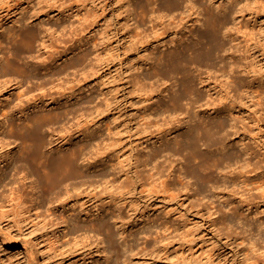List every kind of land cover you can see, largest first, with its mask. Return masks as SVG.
<instances>
[{
    "label": "rangeland",
    "instance_id": "obj_1",
    "mask_svg": "<svg viewBox=\"0 0 264 264\" xmlns=\"http://www.w3.org/2000/svg\"><path fill=\"white\" fill-rule=\"evenodd\" d=\"M261 1L263 4L256 0H179L178 6L171 7L168 0H0V215L7 214L5 222H0V264H264V0ZM212 14L229 16V27L224 30H230V34L219 42L232 66L224 68L220 61L216 65H192L200 97L194 110L206 120L222 116L233 123L238 121L241 132L233 131L224 149L214 145L211 150L227 156L238 151L252 162L237 175L233 169H239L238 165L226 167L220 190L208 187L192 189L187 194L186 190H162L154 178L137 183L133 177L137 171L148 175L156 171L151 168L155 163L165 159V164L172 160L177 169L185 166L183 154L165 153L148 165L144 163L156 149L167 142L174 143L189 126L188 116L183 113L184 127L169 137L165 134L162 140L149 139L152 135L148 129L163 123L170 114L167 110L174 109L171 93L180 87L175 78L169 77L167 67L160 70L157 58L205 33ZM162 19L178 34L167 32L158 41L157 22ZM81 39L89 41L80 46ZM86 49L90 52L86 68L72 66L61 75H53V70L72 64ZM234 50L240 58L239 68L236 55L231 54ZM43 53L46 56H41ZM43 62L54 65L48 70L35 68ZM242 66L248 70H242ZM68 75L74 83L90 81L91 89L69 101L62 98L52 102L61 94L55 87L47 94L52 98L49 102H40L36 107L31 104L26 111L17 105L20 96L26 104L29 98L40 96L37 86L43 81L58 82V77ZM226 104L233 107V114L213 112ZM13 105L15 111L5 117ZM64 109H70L65 120L44 128L47 150L59 154L70 146L89 142L87 154L91 158H81L82 167L87 173L104 169L110 173L101 180L97 177L81 182L78 190H132L127 207L132 224L125 234L133 250L126 261L118 258L116 249L109 251L110 262L99 257L98 249L109 243L105 234L91 230L86 233L84 229L74 232L70 223L60 227L62 208L56 210L54 206L61 201L44 198L41 187L33 190L30 186L38 175L31 172L18 179L30 170L18 174L17 168H7L15 158L7 155V144L11 143L16 156L24 144L22 134L13 131L14 125L28 122L38 112ZM81 111H86L85 115L77 116ZM174 111L178 114L179 108ZM63 124L70 125L72 133L88 125L93 132L87 137L75 133L69 147L64 148L59 146L64 141L59 137L65 130ZM151 124L154 126L149 127ZM98 147L107 153V159L100 157ZM245 147L250 148V153L244 151ZM5 156L9 157L5 160ZM104 159L109 163L104 165ZM92 161L97 164L89 168ZM174 174L172 177L178 179L179 171ZM191 182L194 188L198 186L194 178ZM20 184H24L20 190L13 189ZM72 204L66 206L67 219L76 218L82 223L95 219L86 215L79 218ZM141 221V225H134ZM22 232L38 240L30 261L26 260ZM88 233L92 235L89 238L85 237ZM98 237L105 238L100 246ZM161 240L175 243L162 250Z\"/></svg>",
    "mask_w": 264,
    "mask_h": 264
},
{
    "label": "bare ground",
    "instance_id": "obj_2",
    "mask_svg": "<svg viewBox=\"0 0 264 264\" xmlns=\"http://www.w3.org/2000/svg\"><path fill=\"white\" fill-rule=\"evenodd\" d=\"M257 1L262 3L261 0H256V2ZM168 2L171 7L179 5V0H168ZM195 6L196 5L193 3L192 8H195ZM159 13L158 16L160 15ZM191 15L192 14H189V16ZM16 23L18 22L16 21ZM206 24L209 29L205 33L199 34L197 39L169 49L157 58L160 70H162L164 67H167L169 71V77L175 78L176 81L179 82L178 84L180 87L174 89L171 93V102L175 106L174 109L169 108L167 110L170 112V114L169 117H165L163 123L159 122L157 125L155 124V129H148L150 135H152L149 137V139L158 137L157 140H162V138L164 139L165 134H167L169 137L174 131L184 127V117L181 116L183 113L188 116L187 123H189V126L188 129L185 130L183 134H181V136L179 135L180 137L178 136L176 138L175 136L176 139L174 143L168 144L169 142H167L164 147L156 149V153L153 154L152 158L149 157L145 159L144 163L145 165H148L151 163V161H156L160 156L165 155V153L167 155L183 154L182 158L185 160V166H180L179 169H177L176 166H174L175 164L172 160H170L168 164H165L164 162L167 161V159H165L163 162L155 163L151 168L155 167L156 171L150 172L148 175H142V173H139L140 171H137L133 175L135 182L137 183L142 184V181L154 178L153 180H157V186L162 190H186L187 194H190L192 189L207 190L208 187L217 188V190H220L221 188L218 187L224 179L222 174H226V167L232 166L233 164L238 165L239 169H233V173L237 175L240 174L243 169L249 166L252 162L251 159H247L246 157L243 158V156L239 154L238 151H235V154L233 155L227 156L218 155L213 153L211 150V147L214 145H217V148L224 149L227 144L226 140L233 133V131L235 134L241 132V126L238 124V121L233 123L229 119L222 116L218 119L210 118L206 120L199 115L197 110H194L196 104L200 100V97L197 96L198 89H196L194 85L192 65L194 63H198L199 65L206 63L216 65V63L220 61L223 63L221 66L224 68L232 66V64L225 59L222 52L225 47L221 46L219 42L220 38L225 34H230V30L226 32L229 27L228 14L224 17H220L217 14H212ZM157 26L158 27L156 28V31L158 36L157 38L159 39L158 41L163 40L161 38L165 36L163 34H166L167 32L168 34H178L177 30H171V24L167 23V20L162 19L158 21ZM225 28L227 29L224 30ZM169 29L170 31H167ZM171 40H174V37ZM88 41V39L85 41H82L81 39L80 46H84ZM46 42L47 39H44L45 47L47 46ZM160 45L161 43H159L158 46ZM67 50L69 51V48H67L66 51ZM235 53L236 51L234 50L231 54L232 57L236 55V67L239 68L241 66L239 63L240 58ZM41 56H46V54L43 53ZM89 56L90 52L86 49L73 60L72 64H66L65 67L53 70L52 73L55 76L57 74L61 75L72 66L78 65H82L83 68H86L87 66L85 63ZM53 65L54 64L48 66L46 62H43L35 66V68L42 67L47 68L48 70L51 69ZM25 68L27 69V67ZM243 69L248 70V67L242 66V70ZM224 72L227 74L229 69L225 70ZM200 78H202V76ZM58 79V82H55L54 79L43 81L39 86H37V89H40L42 93L40 96H36L33 93L35 96L28 99L29 104H26L23 101L22 96H20V101L17 102V105L21 107V110L26 111L29 106H31V104H35L36 107L39 106L40 102H49L52 100V98L48 97L47 94L52 88L55 87L61 90V94L58 97L53 98L54 100L52 102H59V99L62 98L68 99L69 101V99L73 96L75 97L82 95L85 89H91L90 81H88V83H84L82 80H79L74 83V79H72L69 75L63 77L60 76ZM17 82L19 83V86H22L21 80H18ZM165 82L166 81H164V83ZM155 89L156 88L153 90L156 91ZM165 89L166 88L164 87L162 91ZM29 91H27V93ZM145 91L148 92V88H145ZM185 99H187L188 102H184ZM45 105L48 104L45 103ZM14 106L15 105H13L11 110L5 114V117L10 114V112L15 111ZM178 108L179 113L175 114L174 110H177ZM213 112H217L218 114L228 113L231 115L235 112V110L231 105L226 104L223 106V108L218 107ZM69 113L70 109L56 110L53 113L52 111L51 113L38 112L30 117L28 122L19 124L18 127L17 125H14L13 131L22 134V142L24 144L17 156L14 155V149L10 146L11 143L7 144V155L10 154L11 157L15 156L13 160L8 162L7 168H17L18 174L23 173L25 169L30 170V173L24 172L23 176H18V179L29 176L31 172L38 175V177L32 180L30 186L33 190H35L37 187H41L42 190H44V198H48L50 196L49 199L53 202L61 201L59 205L54 206L55 208L58 207L56 210H61L62 208L60 213L62 220L59 221L60 227L63 226L65 228L70 223L74 232H79L84 229L85 232L91 230L97 232L98 234H105L106 239L109 241L107 244L108 247L104 246L103 248L98 249L99 257L105 258L106 262H110L111 252L109 251L116 249L119 252L118 258L122 261H126L129 258V251L133 250V245L129 242V239L125 234L127 227L132 224L131 220L129 219V209L127 208L130 206L129 198L131 196L132 190H78L81 187V182L93 181L94 179L97 180V177H100L101 180L110 174L109 171L105 169L100 170L101 172L96 174L91 172L87 173V171L82 167L83 164L80 162V159L91 158V155L88 156L87 154L89 153L87 150L90 147L89 142H84L80 144V146L69 147V144L72 141V136L75 133H79V135L84 134L86 137L90 136L93 132L92 126L88 125L84 128H79L75 133H72V130H69L68 128L70 125L64 126L63 124L62 127H64L63 129H65L64 131L66 132L62 130L60 131L61 133L59 137H61L64 141L59 146L64 148L69 147V150H61L59 154L52 153L51 151L47 150L49 145L45 141L44 128L50 124H56L62 120H65V117L68 116ZM85 113L86 111H81L77 116H84ZM233 118L234 117H232V119ZM10 124H12V122H10ZM73 125L71 126L73 127ZM151 126L152 124L149 125V127ZM66 138L68 139L65 140ZM104 145H106L107 148L110 146L107 142L104 143ZM96 151L98 153L101 152L100 157L106 159L108 158L107 153L103 152L101 147H98ZM244 151H246V153H250V148L245 147ZM8 157L9 156H5V160ZM139 160H141V158H139ZM108 161L105 160L104 165L109 163ZM88 163L89 161L86 164ZM94 163L97 164L96 161H92L89 168H91ZM96 166L98 168V165ZM177 170L179 171L178 179H175L172 176L175 175L174 173L177 172ZM165 176L171 177L173 180ZM191 178L195 179L198 185L196 188L193 187ZM15 179L16 177L14 180L11 179V181H15ZM21 186H24V184H20L17 187L13 186V189L16 188L20 190ZM83 197L87 199L81 203ZM33 198L38 197L35 196ZM78 201L80 202V205L77 204ZM99 201L100 203L101 201L103 203L100 204ZM70 202H73L71 209L76 211V216L82 218L84 215H86L88 218L95 217V219H92L91 221H85L84 223L76 218L72 221L67 219V212L69 209H67L66 206ZM88 204L95 205L89 207ZM79 207L81 208L80 210H78ZM107 209H111V212L106 213ZM6 218L7 214H1L0 222H5ZM143 222L144 221L137 222V224L134 225H141ZM118 223L119 226L116 227ZM21 236L25 241L24 248H26V250L24 252L27 256L26 260L30 261L33 259L35 254L38 240L36 239V236L25 232H22ZM90 236H92L90 233L85 234V237L89 238ZM104 239L105 238L100 237L97 245H102ZM161 243L162 244H159V247L162 246V250H165V248L170 244L173 243L174 245L175 241L171 240L169 242H165L164 240H161ZM33 264L36 263L34 262Z\"/></svg>",
    "mask_w": 264,
    "mask_h": 264
}]
</instances>
